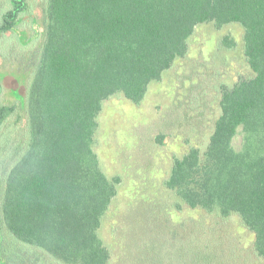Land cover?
<instances>
[{"label":"trees","instance_id":"16d2710c","mask_svg":"<svg viewBox=\"0 0 264 264\" xmlns=\"http://www.w3.org/2000/svg\"><path fill=\"white\" fill-rule=\"evenodd\" d=\"M6 2L0 39L23 23L32 30L28 0ZM43 13L39 56L24 66L32 75H0V131L20 109L25 123L22 143L10 124L7 143L0 133L1 264L24 262L9 238L62 264H109L100 229L121 177L110 178L95 151L104 102L123 94L139 104L208 22L243 26L254 75L222 87L208 145L176 157L164 184L192 208L239 216L264 264V0H45ZM13 93L22 101L11 102Z\"/></svg>","mask_w":264,"mask_h":264},{"label":"rangeland","instance_id":"374dc122","mask_svg":"<svg viewBox=\"0 0 264 264\" xmlns=\"http://www.w3.org/2000/svg\"><path fill=\"white\" fill-rule=\"evenodd\" d=\"M44 1L28 0L31 13L26 21L36 19L32 30L23 23L12 36L0 39V75H18L22 81L32 75L43 41ZM7 6L6 0H0V12ZM24 29L31 41L20 38ZM253 75L245 55L243 26L233 23L217 28L208 22L197 26L186 56L165 71L160 81L150 84L139 104L123 94L104 102L95 151L104 172L110 178L121 177L100 229L112 253L109 264H262L254 249L255 234L239 216L224 218L192 208L164 184L176 157L208 145L220 115L222 87H233ZM14 97L22 101L17 93L9 100ZM19 111L20 119L14 116L0 133L3 136L10 124L13 141L22 143L24 110ZM9 138L6 133L2 142ZM242 138L241 133L236 137L237 148ZM9 239L24 262H12L6 256V264H62L38 247Z\"/></svg>","mask_w":264,"mask_h":264}]
</instances>
